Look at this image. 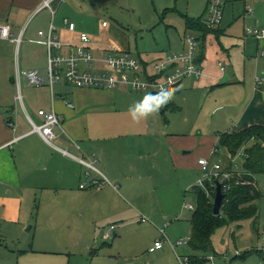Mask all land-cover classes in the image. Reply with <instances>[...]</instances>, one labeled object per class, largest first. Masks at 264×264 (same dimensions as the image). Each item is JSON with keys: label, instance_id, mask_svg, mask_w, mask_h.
Wrapping results in <instances>:
<instances>
[{"label": "crops", "instance_id": "crops-1", "mask_svg": "<svg viewBox=\"0 0 264 264\" xmlns=\"http://www.w3.org/2000/svg\"><path fill=\"white\" fill-rule=\"evenodd\" d=\"M42 1L0 0V31L9 26L13 35L23 33L19 48L0 37V264H92L96 256L89 251L100 238L109 239L104 238L109 227L89 231L86 225L110 217L121 222L115 205L134 202L146 222L178 221L184 217L185 204L195 205L186 199L202 176L198 161L206 158L212 163L216 155L235 158L218 149L219 134L264 125V85L257 88L254 83V78L263 75L258 73L256 61L248 64L245 61L244 74L239 76L233 51L230 53L224 46L223 62L217 60L220 56L217 51L210 54L213 42L223 45L221 37L231 30L224 29L222 22L217 30L202 32L201 45L198 40L202 77L186 79L185 90L176 92L174 100L147 119L134 122L128 108L149 92H134L125 86L113 90L77 88L66 82L53 88L48 84L37 88L26 77L18 78V72L45 73L47 48L39 32H48L51 25L60 40L64 38L61 40L64 44L78 42L82 33L88 34L94 56L104 55L106 44L95 31H87L92 30L91 19L96 13L83 16L82 7L77 5L81 2L63 0L60 5L54 4L53 15L45 10L33 16ZM105 1L108 0L93 2ZM235 2L244 4L246 15V0H228L225 7L234 6ZM208 3L209 0L202 2L204 17ZM186 13H178L185 31L180 44L170 47L171 52L185 48L184 36L189 33L185 18H202L190 8ZM64 19L76 24L74 32L67 30ZM111 27L118 31L109 24L102 25L107 30ZM244 36L249 37L245 32ZM231 46L237 49V55L243 52L245 58L255 47L257 59L264 52V40L252 37L235 36ZM165 55L159 50L152 58H138L151 73L152 65ZM248 58L254 59V55ZM219 63L226 68L224 72ZM226 75L229 79L222 85ZM222 87L226 90L217 89ZM191 109L197 113L189 112ZM40 110L54 111L62 118L61 127L55 129L53 145L33 129V123L43 122ZM202 113L207 123L201 121ZM253 144L251 141L249 146ZM81 160L92 163L94 168L88 169ZM93 181L101 186H92ZM82 182L87 183L83 189ZM191 212L188 211L189 216ZM63 222H78L76 230H62L58 225ZM68 240L79 249L77 253H85L84 259L74 257L75 251L72 254L49 251L55 244H67ZM172 242L169 239L170 248L164 244L156 252L170 254Z\"/></svg>", "mask_w": 264, "mask_h": 264}, {"label": "rangeland", "instance_id": "rangeland-1", "mask_svg": "<svg viewBox=\"0 0 264 264\" xmlns=\"http://www.w3.org/2000/svg\"><path fill=\"white\" fill-rule=\"evenodd\" d=\"M75 1L81 2L77 3L78 6L82 7L81 11L79 10L80 8L78 9L77 7V9L83 16L96 13V15H94L95 17L91 19L92 30L87 31H95V35L102 39L103 45L106 44L108 46L114 43L119 48L123 50L127 49L134 56H140V58L144 60L152 58L153 53L159 50L164 52V54L176 52H171L170 47L180 44V37L183 31H185V26H183L184 22L179 14H187V9L190 8L194 10L196 16H201L203 19L205 12L204 5L202 4L203 0H108L101 4L93 2L94 0ZM93 5L99 8L98 11ZM246 5L252 8V14L248 13L246 10V15H244L245 6L242 2H235L234 6L230 4L225 7L222 26L224 29H231L228 35H232V38L236 36L240 37V39H251V37H245L244 32L246 33L249 29L264 28V0H259L257 2H255V0H246ZM71 8L77 10L74 6H71ZM164 14L166 15L163 16ZM102 21H106L107 24L116 27L118 31L112 30V27L108 30L103 29ZM79 23L81 22H78V24ZM165 25L172 27L168 28ZM188 32L200 41V45L202 44L204 37L202 32L195 30H189ZM171 33H174V35ZM228 35L221 37V39H223V45H219L216 41H212L214 44L210 47V54L216 53L217 51L220 55L217 60L223 62V59H225L223 54H226V52L223 50L222 46L227 49L229 48L230 53L233 51L232 58L236 62V71L239 76L242 77L244 74L245 61L247 64L248 62L256 61L255 66L258 68V73L264 76V57L259 55L257 59V48L255 47L253 51L251 49V52H247V55L250 57L254 55V59L248 58V56L245 58L243 52L240 53L242 56L240 54L237 55L236 52L238 51L231 46L232 38L228 37ZM62 39L64 38L62 37ZM198 50L200 51V48ZM260 61L263 62L259 63V67L257 62ZM251 70L252 71L249 72L250 78H252L254 68ZM41 74L43 75L45 73ZM186 83L187 81L184 80L179 90L174 91L173 100L176 97V92L180 90L183 92L185 90ZM228 86L224 88L227 89ZM224 88L217 89L226 90ZM92 89L104 90L97 88ZM188 111L197 113L196 110L194 111L192 109ZM206 118L209 120L208 117ZM201 121L207 123L203 119V113L201 115ZM60 124L62 125V118ZM247 148H249V143L243 145L233 159L234 161L227 157L221 156V158H219L216 155L211 160L212 164L221 163L225 170H231L233 173L240 174L245 164V152ZM205 180L207 181L209 178H205ZM258 183L260 192L263 195V197L256 202L259 209L258 214L253 218L230 222L226 226L216 230L212 236L213 252H215L218 257V264H264L263 258L258 253L259 251H264V175L258 177ZM186 201L193 202L192 193L189 194ZM133 210H135V212ZM188 211L189 210L186 209L184 211V217L178 221L153 222V220L148 219V222H143V213L141 212V214L139 212L134 202L127 203L126 205L125 203L115 205V212L120 215L121 218L119 221L121 222L115 220V217H110L106 218L103 222H95V224L94 222H88L86 225L89 231L96 228L101 229L102 227H104V229L109 227L106 229L108 230L110 226L115 228L109 239L103 241L100 238L98 242L96 241L92 245L93 248L89 253H92V256H96V260H94L92 264H105L107 262H110V264H179L177 254L182 256L197 253L193 252L189 247L179 246L173 250L171 249L170 254L159 255L156 251L150 252V248L154 246L155 241L164 239L160 231L164 228V225L168 226L165 229V238L167 236V238L171 239V241H173L172 244L180 239L190 238L192 228L190 223L191 215L189 216ZM76 223L78 222H63L58 226H61L60 228L62 230L73 231L76 230ZM52 228H55V225H53ZM164 244H166L165 248H170L168 242ZM40 247H43V244H40ZM50 249L49 251L60 253L68 252L69 254L75 251L73 256L77 259L79 258V261L80 257L85 254L77 253L79 249L76 246L73 247V242L71 240H68L67 244L64 242L55 244L54 248ZM237 251L240 256H237ZM82 257L83 259L85 258V256ZM90 259L91 256H89L88 260Z\"/></svg>", "mask_w": 264, "mask_h": 264}, {"label": "built area", "instance_id": "built-area-1", "mask_svg": "<svg viewBox=\"0 0 264 264\" xmlns=\"http://www.w3.org/2000/svg\"><path fill=\"white\" fill-rule=\"evenodd\" d=\"M62 2L63 0H43L33 16L45 10H48L53 15L55 13L54 4L60 5ZM227 2L228 0H209L207 12L203 19L208 29L217 30L221 26ZM246 10L252 14L251 7H246ZM64 25L70 32L76 30V24L69 19H64ZM102 25L107 27V22H103ZM246 35L257 41L264 40V28L249 29L246 31ZM39 36L44 40L47 48L45 74L42 75L37 70L26 71L22 74L18 72V78L22 75L29 80L32 86L36 87H41L48 83L49 87L53 88L57 84L66 82L77 88L113 90L120 86H125L134 92L155 93L159 91L161 86L174 91V86L178 82H183L188 78L200 79L203 75L198 66V39L191 33H186L184 36L185 48L183 51L165 55L152 65L151 73L148 72V68L143 66L142 61L138 57L119 48L114 43L106 45L104 55L101 58L95 57L92 52L90 37L86 33L80 35L78 42L64 44L55 33V27L51 25L48 32L40 31ZM0 37L16 44L18 48L23 41V33L19 36L13 35L9 26L1 28ZM260 56L263 57L264 52ZM218 65L220 70L224 72L226 69L224 65L222 63ZM134 82H138L142 86L134 87ZM255 83L257 88L264 85V76H257ZM38 114L43 119V122L41 125L33 123V129L40 134L46 143L53 145L56 139L55 129L61 127V118L54 111L46 112L45 110H40ZM63 153L70 156L67 151ZM81 161L88 169L94 168L92 163ZM198 164L201 168L202 176L196 186L205 190L208 196H210V190L205 184V178H209V181H211L214 195L216 180L221 182L223 193L230 188L229 181L232 173L226 171L221 163L212 164L209 159L201 158ZM91 183L92 186H101L97 181ZM86 185L87 183L85 182L80 188L83 189ZM184 208L193 211L195 205L185 204ZM142 221L145 222L147 220L143 219ZM114 229L111 226L105 232L104 238H109ZM165 229L162 228L160 230L164 239L155 242L150 252L160 250L164 243L169 242V238L167 236L165 238ZM189 239H180L173 243V249L179 246L188 247ZM236 253L240 255L238 251ZM177 259L179 264H194L190 255L181 256L177 254ZM217 259L218 257L215 254H209L205 256L203 264H218Z\"/></svg>", "mask_w": 264, "mask_h": 264}, {"label": "trees", "instance_id": "trees-1", "mask_svg": "<svg viewBox=\"0 0 264 264\" xmlns=\"http://www.w3.org/2000/svg\"><path fill=\"white\" fill-rule=\"evenodd\" d=\"M203 19L185 18L186 28L200 32L214 31L205 26ZM251 141L254 144L246 149L242 173L236 174L228 170L232 173L229 181L230 188L224 192L225 200L219 216L213 214L215 195L211 181L205 182L210 190V196L199 186L193 187L190 191L195 209L191 212L192 229L188 247L197 253L190 255L194 264H203L205 256L209 254L216 255L212 246V236L216 230L230 222L253 218L258 214L256 202L263 197L259 189L258 177L264 175V125H252L239 132L219 134L218 149L226 150L234 158L243 145ZM258 253L264 260V251Z\"/></svg>", "mask_w": 264, "mask_h": 264}, {"label": "clouds", "instance_id": "clouds-1", "mask_svg": "<svg viewBox=\"0 0 264 264\" xmlns=\"http://www.w3.org/2000/svg\"><path fill=\"white\" fill-rule=\"evenodd\" d=\"M133 86H142L134 82ZM174 95V91L165 86H161L159 91L146 93L137 101H134L128 108V113L134 122L147 119L154 113L164 108Z\"/></svg>", "mask_w": 264, "mask_h": 264}, {"label": "water", "instance_id": "water-1", "mask_svg": "<svg viewBox=\"0 0 264 264\" xmlns=\"http://www.w3.org/2000/svg\"><path fill=\"white\" fill-rule=\"evenodd\" d=\"M228 79H229L228 75L224 76L223 80L221 81V84L224 85L228 81ZM181 84H182V82H178L174 86V91L179 90V88L181 87ZM215 184H216V188H215V197H214V201H213V214L215 216H219L221 214L223 202L225 200V194L222 191L221 182L216 180Z\"/></svg>", "mask_w": 264, "mask_h": 264}]
</instances>
